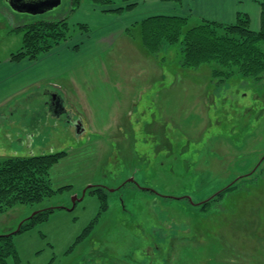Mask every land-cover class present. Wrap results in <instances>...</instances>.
Instances as JSON below:
<instances>
[{"label": "rangeland", "instance_id": "obj_1", "mask_svg": "<svg viewBox=\"0 0 264 264\" xmlns=\"http://www.w3.org/2000/svg\"><path fill=\"white\" fill-rule=\"evenodd\" d=\"M8 1L0 0V159L68 154L51 171L53 188H68L0 215L5 235L54 209L14 235L18 260L8 264H264V82L236 75L218 85L211 66H182L181 42L149 56L138 27L130 38L87 40L68 71L30 81L28 70L20 90L14 73L25 67L5 69L23 44L13 30L69 17L71 0L40 14ZM52 85L65 114L50 112ZM89 186L109 194L100 215Z\"/></svg>", "mask_w": 264, "mask_h": 264}, {"label": "trees", "instance_id": "obj_2", "mask_svg": "<svg viewBox=\"0 0 264 264\" xmlns=\"http://www.w3.org/2000/svg\"><path fill=\"white\" fill-rule=\"evenodd\" d=\"M140 1L142 0H91L101 12L111 14L132 11ZM164 1L179 5L183 2V0ZM81 2L82 0H71L70 14L79 9ZM260 6L259 31L251 28L250 17L246 14H239L236 22L231 24L203 20L191 25L189 18L177 15L147 18L138 24L143 48L149 56L158 57L165 46L181 42L184 68L197 70L209 65L218 85H222L227 79L236 75L253 78L262 83L264 82V0H261ZM136 27L137 25H134L128 29L129 36H133ZM79 29L89 32V27L85 24H80ZM13 31L24 32L22 47L10 56L13 63L36 61L71 38L69 17L36 21L18 26ZM52 95L59 101L61 109H64L63 99L56 94ZM49 108L55 116L65 114V109L57 112L53 107ZM67 156L68 154L63 151L48 155L10 156L0 159V215L17 205L32 206L41 203L68 188L55 190L51 180L52 169ZM235 188L236 183L223 190L217 197H222L224 193L227 194ZM86 191L96 194L101 200L99 215L107 210L109 194L104 187L89 186ZM53 211L54 209L38 211L20 225L17 233L0 235V264H8L9 258L18 260V252L13 241L14 235L29 231L37 223L44 222ZM91 227L79 240L87 235Z\"/></svg>", "mask_w": 264, "mask_h": 264}, {"label": "crops", "instance_id": "obj_3", "mask_svg": "<svg viewBox=\"0 0 264 264\" xmlns=\"http://www.w3.org/2000/svg\"><path fill=\"white\" fill-rule=\"evenodd\" d=\"M260 2L261 0H183L182 4L179 5L164 0H142L132 11L123 14H111L101 12L91 0H82L79 9L69 15L70 25H78V29L71 26V38L67 42L41 56L36 61H23L14 64L10 59H7L5 69L9 70L12 67L11 69L15 70L17 68L24 69L25 67V72L14 73L15 83L21 86L19 87L21 90L27 85V82H24V74H28V70L30 72L27 79L30 81H38L40 77H50V74L54 75L57 72L68 71L70 69L69 64L79 57L87 40L93 39L94 42L99 38L106 40L111 34L130 38L127 33L128 29L134 25H137L136 28H138L139 23L154 16L177 15L187 17L190 19L191 25H195L203 20L231 24L236 22L239 14H246L250 17L251 28L254 31H259L261 28ZM104 20H109L110 25L98 33L100 36H97L94 28L100 26ZM80 24L87 25L89 32L81 31L79 29ZM42 68L45 72L42 71ZM53 87L57 90L52 91V94H56L63 99V107L65 111H68L65 106V99L59 91L61 87L58 85Z\"/></svg>", "mask_w": 264, "mask_h": 264}, {"label": "water", "instance_id": "obj_4", "mask_svg": "<svg viewBox=\"0 0 264 264\" xmlns=\"http://www.w3.org/2000/svg\"><path fill=\"white\" fill-rule=\"evenodd\" d=\"M8 2L10 8H15V10H26L32 14H40L48 10H54L62 4V0H9ZM76 129L77 135H80L83 132L81 122L76 125ZM85 193L86 191L84 192L83 196H85ZM189 200L191 199L189 198ZM18 231L19 229L17 232Z\"/></svg>", "mask_w": 264, "mask_h": 264}, {"label": "flooded vegetation", "instance_id": "obj_5", "mask_svg": "<svg viewBox=\"0 0 264 264\" xmlns=\"http://www.w3.org/2000/svg\"><path fill=\"white\" fill-rule=\"evenodd\" d=\"M48 105H49V107H53L54 109H56V111L57 112H59V111H63L64 109H61V107H60V103H59V101L57 100V98H55V97H51L50 98V100L48 101ZM61 109V110H60ZM75 124V126L78 124V122H75L74 123Z\"/></svg>", "mask_w": 264, "mask_h": 264}]
</instances>
